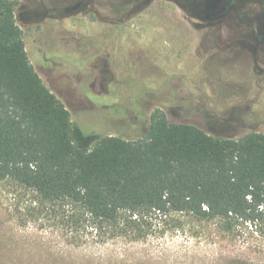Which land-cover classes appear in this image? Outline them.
<instances>
[{
  "label": "rangeland",
  "instance_id": "obj_1",
  "mask_svg": "<svg viewBox=\"0 0 264 264\" xmlns=\"http://www.w3.org/2000/svg\"><path fill=\"white\" fill-rule=\"evenodd\" d=\"M4 2L35 70L85 133L136 139L157 109L213 136L264 133V0ZM123 219L97 235L0 182V264H264L259 224Z\"/></svg>",
  "mask_w": 264,
  "mask_h": 264
},
{
  "label": "trees",
  "instance_id": "obj_2",
  "mask_svg": "<svg viewBox=\"0 0 264 264\" xmlns=\"http://www.w3.org/2000/svg\"><path fill=\"white\" fill-rule=\"evenodd\" d=\"M4 181L35 192L75 222H90L97 235L108 226L117 229L128 214L182 213L219 221L227 230L264 226V133L213 136L170 122L160 109L146 135L136 139L85 133L35 70L14 4L2 0Z\"/></svg>",
  "mask_w": 264,
  "mask_h": 264
},
{
  "label": "water",
  "instance_id": "obj_3",
  "mask_svg": "<svg viewBox=\"0 0 264 264\" xmlns=\"http://www.w3.org/2000/svg\"><path fill=\"white\" fill-rule=\"evenodd\" d=\"M2 0H0V2H1Z\"/></svg>",
  "mask_w": 264,
  "mask_h": 264
}]
</instances>
